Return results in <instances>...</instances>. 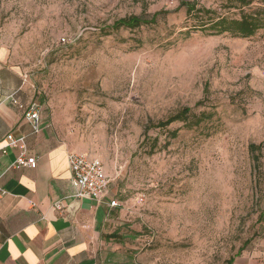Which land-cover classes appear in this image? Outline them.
Segmentation results:
<instances>
[{
  "label": "rangeland",
  "instance_id": "1",
  "mask_svg": "<svg viewBox=\"0 0 264 264\" xmlns=\"http://www.w3.org/2000/svg\"><path fill=\"white\" fill-rule=\"evenodd\" d=\"M182 1L237 13L231 0H0V49L58 138L102 161L119 204L112 264H264V33L207 36ZM184 108L187 123L158 126Z\"/></svg>",
  "mask_w": 264,
  "mask_h": 264
},
{
  "label": "crops",
  "instance_id": "2",
  "mask_svg": "<svg viewBox=\"0 0 264 264\" xmlns=\"http://www.w3.org/2000/svg\"><path fill=\"white\" fill-rule=\"evenodd\" d=\"M14 93L25 106L35 102L22 70L0 49V264L114 263L120 246L107 222L115 209L107 206L114 200L110 182L102 204L74 198L67 156L81 152L58 138L42 106L41 129L32 134L23 112L10 101ZM10 134L25 136L35 168L12 166L19 150L2 149ZM57 201L60 210L53 209Z\"/></svg>",
  "mask_w": 264,
  "mask_h": 264
},
{
  "label": "trees",
  "instance_id": "3",
  "mask_svg": "<svg viewBox=\"0 0 264 264\" xmlns=\"http://www.w3.org/2000/svg\"><path fill=\"white\" fill-rule=\"evenodd\" d=\"M237 13L233 15H217L214 10L198 8L194 2L182 1L180 6L186 9V15L196 19V28L202 31L207 36L228 35L233 38L246 39L253 37L259 32L264 33V0H231ZM163 13H155L151 17L146 16H129L121 18L112 23L107 30L117 31L119 29H136L141 26L153 25ZM194 28V29H196ZM189 33V32H186ZM204 92H207V83L204 85ZM189 108H184L179 113L169 117L165 122L159 123L158 126H168L169 124L180 121L187 123ZM205 114L202 113L200 117L195 118L192 125H198L204 120ZM176 133H172L174 138ZM263 143L258 145L251 144L249 152L253 162L254 169L259 168L260 156L257 151L261 150ZM108 238L115 237L113 234L107 236ZM249 243L246 241L244 245ZM243 248L237 252L239 254ZM234 258H229L225 264H232Z\"/></svg>",
  "mask_w": 264,
  "mask_h": 264
},
{
  "label": "built area",
  "instance_id": "4",
  "mask_svg": "<svg viewBox=\"0 0 264 264\" xmlns=\"http://www.w3.org/2000/svg\"><path fill=\"white\" fill-rule=\"evenodd\" d=\"M65 42V39H61ZM10 101L19 110L23 112L24 119L30 124L31 133L37 134L40 127V110L41 106L37 102H32L30 105L25 106L15 97V93L10 96ZM6 148L18 149L19 154L13 162L12 166L19 167H36V159L34 156L27 154L25 136L14 137L13 135H7L5 138ZM68 166L71 173V185L74 188L73 197L76 199H88L97 204L104 202V194L109 185V178L105 174L104 166L102 162L88 154L71 152L67 156ZM142 202V197L140 198ZM60 202L57 201L53 204L54 210H60ZM118 202L112 200L107 203L109 208L118 207Z\"/></svg>",
  "mask_w": 264,
  "mask_h": 264
}]
</instances>
